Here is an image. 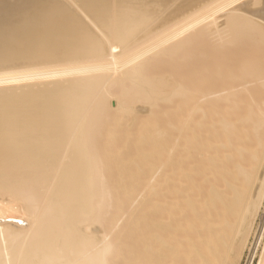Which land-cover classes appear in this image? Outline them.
<instances>
[{"label": "bare ground", "instance_id": "6f19581e", "mask_svg": "<svg viewBox=\"0 0 264 264\" xmlns=\"http://www.w3.org/2000/svg\"><path fill=\"white\" fill-rule=\"evenodd\" d=\"M180 1L0 0V264H114L118 191L149 200L126 264H264V0ZM196 40L216 57L208 92L145 75ZM174 99L163 125L122 130Z\"/></svg>", "mask_w": 264, "mask_h": 264}, {"label": "rangeland", "instance_id": "374dc122", "mask_svg": "<svg viewBox=\"0 0 264 264\" xmlns=\"http://www.w3.org/2000/svg\"><path fill=\"white\" fill-rule=\"evenodd\" d=\"M181 1H183V0H181ZM180 1V2H181ZM179 2V3H180ZM178 3V4H179ZM203 29V28H202ZM198 31H201L200 30V28H199V30H195V33L194 32H192L193 34V36L195 35V34H197V32ZM199 33V32H198ZM187 36H189V34L187 35ZM187 36H185V38L187 37ZM190 36H191V34H190ZM189 36V37H190ZM184 38V37H183ZM181 39L179 42H181V41H183L184 39ZM188 38V37H187ZM209 39V38H208ZM211 42H213V40H211V39H209ZM199 41V40H198ZM208 41V40H207ZM206 41V42H207ZM228 41V40H227ZM205 42V43H206ZM229 42V41H228ZM228 42H225L224 44H225V46H227V48H228V46L230 45V42L228 43ZM197 43V40L193 43V44H196ZM209 44V43H208ZM208 44L206 43V44H203V45H201L200 43L198 44L197 43V45H195V46H197V47H195V46H193V48H192V50H189V56L187 55L188 53L187 52H185L184 54H179L180 52H178V54L181 56V57H184V56H187V57H189L188 59L187 58H181L179 55L177 56L176 54H175V56H176V58L174 57L173 58V56H165V57H163V58H165V59H163L162 57L160 58V57H151L152 58V60H146L144 63L146 64V66H145V64H144V66H145V70H146V72L144 71V73H146L145 75H147L148 77H150V78H152L153 76H154V78H160V77H164L165 76V78H167V75H168V78L170 77V79L172 80H174V81H176V82H179L180 80V77L185 81V83H186V79L189 77H191L189 80H191V81H195L196 82V84L198 83V84H200V82H201V84H200V86H198V92L196 93L195 92V94H203L204 93V91H206V92H208L209 91V85L211 84V82H210V84H209V80H210V78L209 77H212L213 75H212V73L215 71V69H214V71L210 74L209 73V71L211 70V69H213V67L217 64H215L214 63V60L213 59H215L214 58V56H212V58L210 57L211 55H209L210 53H208V52H210L209 51V47H210V45L208 46ZM205 45V46H204ZM245 45V44H244ZM248 45V44H247ZM203 46H204V48H203ZM231 46V45H230ZM187 47H190V46H187ZM245 47V46H244ZM243 47V48H244ZM247 47V46H246ZM245 47V49H247V51L249 50L248 49V47L246 48ZM185 49H187L186 47H184ZM184 48H182L181 50L182 51H184ZM195 48V49H194ZM230 48V47H229ZM188 49H190V48H188ZM187 49V50H188ZM204 49H206V50H204ZM232 49V48H231ZM201 50V51H200ZM202 50H204L203 52H202ZM227 50H229V49H227ZM226 50V52L225 53H229V51H227ZM258 50H260V49H255V50H250L251 52H249L248 51V57L250 56L251 58H254V57H252V55L253 56H260V54H256L257 53V51ZM192 51V52H191ZM196 52V53H194V52ZM207 52V53H206ZM230 52H232L231 50H230ZM260 52H262V50L260 51ZM259 51H258V53H260ZM182 53V52H181ZM187 53V54H186ZM195 54L194 56H196V57H194L193 55H191L190 56V54ZM199 53V54H198ZM201 53V54H200ZM227 53V54H228ZM206 54V55H205ZM193 56V57H192ZM207 56V57H206ZM180 57V58H179ZM155 58V59H154ZM169 58V59H168ZM191 58L193 59L192 61H191ZM209 58H211L212 60H210L209 61ZM172 59H174V60H171ZM183 59H184V61H183ZM155 60V61H154ZM158 60V61H157ZM180 60V61H179ZM149 61V62H148ZM161 61V62H160ZM166 61H168V63L166 62ZM197 61V62H196ZM151 62V63H150ZM171 62V63H170ZM211 62L213 63L212 65L213 66H209V65H211ZM166 63V64H165ZM163 64V65H162ZM187 64V65H186ZM199 64V65H198ZM204 64H205V66H204ZM152 65V66H151ZM157 66V67H155V66ZM173 65V66H172ZM195 65H196V67H195ZM190 66V67H189ZM217 66V65H216ZM215 66V67H216ZM154 67V68H153ZM161 67H162V70H161ZM165 67V68H164ZM174 67V68H173ZM199 67V68H198ZM209 67H212L211 69L209 68ZM214 67V68H215ZM160 68V69H159ZM171 68V69H170ZM190 68V69H189ZM194 68V69H193ZM203 68V69H202ZM151 69V70H150ZM184 69L186 70V71H184ZM198 69H199V71H198ZM202 69V70H201ZM206 69V70H205ZM210 69V70H209ZM153 70V71H152ZM157 70V71H156ZM169 70H170V72H169ZM176 70V71H175ZM183 70V71H182ZM190 70V71H189ZM191 70H194V71H192L191 72ZM151 71H152V73H151ZM164 73H163V72ZM171 71H172V73H171ZM181 71V72H180ZM197 71H198V73H197ZM201 71V72H200ZM206 71V72H205ZM168 72V73H167ZM182 72H183V74H182ZM211 72V71H210ZM166 73V74H165ZM179 73H180V76H179ZM187 73V74H186ZM188 73H189V76H188ZM196 75H195V74ZM202 73V74H201ZM206 75H205V74ZM210 74L211 76H209L208 74ZM214 73H216V72H214ZM158 74H163L164 76H162V75H158ZM191 74V75H190ZM197 74H199V76L197 75ZM150 75V76H149ZM173 75H174V78H172L173 77ZM200 75H202V76H200ZM185 76V77H184ZM186 76H188V77H186ZM197 76V77H196ZM214 76H215V74H214ZM201 77V78H200ZM177 80H176V79ZM184 78H186V79H184ZM213 78V77H212ZM181 79V80H182ZM193 79V80H192ZM205 79L207 80V83H206V81H205ZM172 80V81H173ZM188 80V83L187 84H192V83H189L190 81ZM199 80H200V82H199ZM203 80V81H202ZM212 80V79H211ZM210 80V81H211ZM205 82V83H204ZM204 83V84H203ZM195 84V83H194ZM195 84V85H196ZM205 86H203V85ZM257 84H259V83H255V84H253V85H257ZM212 85V84H211ZM253 85H251L250 87H251V89L253 90V88H258L259 87V85H257V86H253ZM252 86H253V88H252ZM196 87H197V85H196ZM207 88V89H206ZM249 88V87H248ZM197 89L195 90V91H197ZM205 89V90H204ZM248 90H250V88L248 89ZM256 90V89H255ZM201 91V92H200ZM250 93L252 92V94H254V93H256L257 91H249ZM200 95H198V96H200ZM196 96V95H195ZM206 101H207V99H205ZM177 102V100H173L172 101V103L173 102ZM159 102V103H158ZM204 102V101H203ZM202 102V103H203ZM171 103V104H172ZM205 103V102H204ZM156 104V105H155ZM155 104H153L154 105V107H153V105L149 108L148 107V105L146 106V107H143V110H138L136 113H133L132 114V116L131 117H128L130 120H127L123 125L125 126H123V125H120V127L122 128V126H123V128H122V130L123 129H125V128H127L128 127V125H129V127H130V125H134V127H140V125H139V123L141 124L142 122H144V121H150V122H155V121H158V122H156V123H159L160 121L161 122H164L165 123V121L167 120V117L169 118V117H172L173 115H175L176 114V112L178 111V110H176L175 109V106H176V104L175 103H173V105H171V104H169V103H166V102H163V101H156L155 102ZM171 105V106H170ZM202 105V104H201ZM205 105V104H204ZM204 105H202L203 107H204ZM206 105H208L209 106V100L206 102ZM206 105H205V107H206ZM161 106V107H160ZM208 106H207V108H208ZM138 107V106H137ZM185 107V106H184ZM149 108V109H148ZM165 108V109H164ZM150 109H153V110H151V111H149ZM186 109V108H185ZM184 108H183V110H185ZM146 110H148V111H146ZM164 110V111H163ZM168 110V111H167ZM173 110V111H172ZM180 111V110H179ZM178 111V112H179ZM156 112V113H155ZM174 112V113H173ZM161 113V114H160ZM153 114V115H152ZM168 114V115H167ZM171 114H172V116H171ZM114 115V116H113ZM151 115H152V117H151ZM209 115V114H208ZM112 116V117H111ZM149 116H150V118H149ZM196 116H198V115H196ZM201 115L199 114V116L198 117H195V119L196 118H199ZM115 117V113H112L110 116H109V119L107 120H105L104 121V125H103V128H102V134L103 135H105L106 134V132L108 131V129H109V125L111 124V122H112V120H113V118ZM147 117V118H146ZM160 117V119H158L157 120V118H159ZM152 118V119H151ZM132 119H137V121H135V122H139L138 124H136V123H132ZM156 119V120H155ZM166 119V120H165ZM200 119H201V117H200ZM153 120V121H152ZM160 120V121H159ZM197 120V119H196ZM199 120V119H198ZM197 120V121H198ZM111 121V122H110ZM124 122V121H123ZM160 122V123H161ZM110 123V124H109ZM132 123V124H131ZM164 123H161L162 125L164 124ZM127 125V126H126ZM105 127V128H104ZM106 127L108 128V129H106ZM129 127H128V129H126V131H128L129 130ZM133 127V128H134ZM131 129V128H130ZM135 129H137L138 130V128H135ZM135 129H134V132H136L135 131ZM124 131V130H123ZM207 132H205L204 131V134H206ZM203 134V135H204ZM208 134H206V135H204V137L205 138H207L208 136H207ZM119 138H120V136H119ZM105 139V138H104ZM103 139V140H104ZM207 139H209V138H207ZM120 140L118 139V137L117 138H114V139H112V140H108V141H105V142H103L102 141V143H105L106 145H114L115 146V148L118 146H120V142H119ZM207 141V140H206ZM180 142H182L183 143V141H180ZM208 142H209V140H208ZM180 144V143H179ZM183 145V144H182ZM208 145V144H207ZM114 146H112V148L114 147ZM111 147V146H110ZM199 147V146H198ZM201 149V148H200ZM199 151L201 152L200 154H199ZM204 151V150H203ZM202 153H205V151L204 152H202V150H199L198 149V152L195 154L196 156L194 157L192 154H189V155H185V156H183L182 158L183 159H181V161H186L185 162V164H187V162H188V166H186L187 168H189V167H191V165H189V164H192L193 162H196V163H198L199 164V161L201 162L202 160H204L205 158H207V156H206V154L204 155V156H206V157H203L202 158V160H200L199 159V157L201 156V155H203ZM207 154H208V152H206ZM199 154V157H197V155ZM193 156V158H194V160L193 161H190L189 162V160H192V156ZM117 156L118 157H120V156H126V152L124 151V149H119V151H118V154H117ZM179 159V158H178ZM179 159V160H180ZM198 159V160H197ZM188 160V161H187ZM198 162H197V161ZM184 162L183 163H181V162H177L178 164L179 163H181L182 165L184 164ZM203 162V161H202ZM207 162V161H206ZM192 164V165H195V167L194 166H192V167H194V168H199L200 166H202V165H206L205 163L204 164H199L200 166L199 167H196V165L197 164ZM184 166V165H183ZM198 166V165H197ZM185 167V166H184ZM185 167V168H186ZM203 167H205V166H203ZM202 167H200V169H201ZM190 169V168H189ZM204 170H205V168H203ZM202 169V170H203ZM115 170V169H114ZM115 172H118V168H116V170H115ZM108 174H110L109 172H105V175L107 176ZM199 176H201V174L199 175ZM199 176L196 178L197 180H196V183H199L198 185L200 186L201 185V187H202V185H204V183L206 182H204L203 180L204 179H206V180H209V179H211V178H213V176H210L208 179L206 178V177H203V175H202V177H203V179H201V177H200V180L198 179L199 178ZM196 177V176H195ZM183 180V179H182ZM199 180V181H198ZM198 181V182H197ZM201 181H203V182H201ZM210 181H215V179H211ZM114 182H115V185H116V187H119L120 186V179H118V176H115V178H114ZM188 182H190V181H185L184 183H187V184H185V185H188V187H190V186H194L193 185V182L191 181V183H188ZM202 183V184H201ZM207 183H209L208 181H207ZM207 183H205V185L207 184ZM191 184V185H190ZM204 185V186H205ZM204 186H203V188H204ZM208 186V185H207ZM184 187H186L187 188V186H184ZM206 187V186H205ZM188 189V188H187ZM184 190H185V188H184ZM204 191H206V189L204 188ZM210 191V190H209ZM192 193V195H193V193L194 194H198L199 192L198 191H196V189H195V191L193 192H191ZM205 195H206V193H207V191H206V193L205 192H203ZM202 193V194H203ZM116 195V196H115ZM115 195H114V198H113V202H114V209L112 210L111 209V211L113 212H110L109 214V218H112L113 216H115L116 214H120V213H123L124 212V214L123 215H121V217H122V220L119 222V224L116 226V227H114L113 228V231H112V240L114 241V243H115V246H116V244H117V246H116V249H115V251L117 252H115V253H113L112 255H111V258L113 257L114 259H111V261L114 263V264H126V262L128 261V260H130V258H132L134 255L133 254H135V251L134 250H136L135 249V247H136V245H134V243H135V241H134V243H133V237L135 238V234L137 235L138 234V230H139V228H138V226H137V229H135L136 228V225H134V224H132L131 225V223H133L134 221H139V220H141L142 219V215L144 214V211L143 210H145L146 208H148V206H149V200H146V199H140V200H137L138 202H137V204H131L129 201H127V200H125V195H124V193L122 192V191H118V194L117 193H115ZM191 195V196H192ZM192 197H195L194 195L192 196ZM172 203H174V199H172ZM170 203H171V201H170ZM141 210H142V212H141ZM213 212H214V214H215V210H213ZM114 214V215H113ZM191 214H192V211H189L188 213H186V214H184L183 215V217H185L186 215H190L189 216V219L191 218H193L194 219V214H192V216H191ZM112 216V217H111ZM106 217H107V215H106ZM107 217V218H108ZM145 218V217H144ZM188 218V217H187ZM105 219L106 218H104V220H103V222H102V225L103 226H105V228H106V226L108 225V222H110V220L111 219H106V221H105ZM105 221V222H104ZM135 226V227H134ZM136 230H137V232H136ZM135 231V232H134ZM133 232H134V235H133ZM192 234H191V237H193V232H191ZM194 233H195V231H194ZM182 234V233H181ZM198 236V233H195L194 234V236L195 237H193L194 239H196L197 238V236ZM187 235H186V233H183L182 235H181V239H183L184 238V241L182 240V242H184V243H186L187 244V242H185V237H186ZM114 238V239H113ZM136 239V238H135ZM134 239V240H135ZM186 244L184 245V247L186 246ZM178 245V244H177ZM188 247H189V245H187ZM188 247L187 248H184V250H189L188 249ZM134 252V253H133ZM185 252V251H184ZM183 252V253H184ZM121 253H122V255L123 256H121ZM130 253H132V254H130ZM182 253V254H183ZM120 255V256H119ZM129 255H131V256H129ZM133 255V256H132ZM114 256H116V257H114ZM182 257V256H181ZM119 258H121L120 260H119ZM134 258V257H133ZM132 258V259H133ZM183 259H184V256L182 257ZM181 258V259H182ZM186 258V257H185ZM131 259V260H132ZM183 261V260H182ZM187 261V260H186ZM185 261V262H186ZM177 262V264H178V262H181V260H177L176 261ZM182 263V262H181ZM180 263V264H181ZM182 264H185L184 263V261H183V263Z\"/></svg>", "mask_w": 264, "mask_h": 264}]
</instances>
